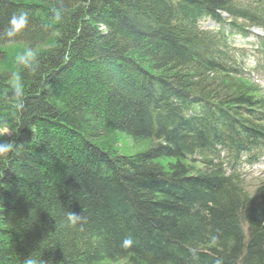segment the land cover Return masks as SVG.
I'll use <instances>...</instances> for the list:
<instances>
[{"label": "trees", "instance_id": "16d2710c", "mask_svg": "<svg viewBox=\"0 0 264 264\" xmlns=\"http://www.w3.org/2000/svg\"><path fill=\"white\" fill-rule=\"evenodd\" d=\"M250 28L264 30V0H0V48L34 53L0 52L15 145L0 264H264V176L254 192L243 179L264 161V41L255 57L235 41ZM120 134L152 145L122 155L105 143ZM221 148L232 161L205 157Z\"/></svg>", "mask_w": 264, "mask_h": 264}, {"label": "clouds", "instance_id": "9594fccd", "mask_svg": "<svg viewBox=\"0 0 264 264\" xmlns=\"http://www.w3.org/2000/svg\"><path fill=\"white\" fill-rule=\"evenodd\" d=\"M27 19H28L27 14L24 12H21L19 15L14 14L10 18L9 21L10 27L6 29V35L11 37L21 32L26 27ZM17 59L20 63L28 65L29 62L34 59V53L31 50H25L23 54L17 56ZM11 84L15 89L17 95L22 94L23 86L19 78L12 80ZM8 134H9V128L6 125L0 123V158H6L9 156L10 153L14 151L15 145L13 143L2 140V138ZM76 219L77 217L75 215L69 214V220H71L73 223H75ZM131 244L132 242L130 239H125L123 242V246L125 248L130 247ZM27 264H32V261L31 260L27 261Z\"/></svg>", "mask_w": 264, "mask_h": 264}, {"label": "rangeland", "instance_id": "374dc122", "mask_svg": "<svg viewBox=\"0 0 264 264\" xmlns=\"http://www.w3.org/2000/svg\"><path fill=\"white\" fill-rule=\"evenodd\" d=\"M242 43H244L246 45L248 44L245 41H242ZM29 49L30 48L28 46H24L22 44L21 45L15 44V45L7 46L4 48H0V52L7 53V54L9 53L12 56L16 57L20 54H23V52L25 50H29ZM5 70H6V67H3L1 64V61H0V72L5 73L4 72ZM7 72H9V70H7ZM10 133L11 132L9 131V134L6 136L11 135ZM6 136H4V137H6ZM105 143H111L113 145L114 149L117 150L118 152H120L122 155H132V154H136L139 152H143V150L148 149L152 145V143L149 141H142V142L136 143L133 140L126 138L122 134L117 135V136L113 137L112 139L105 140ZM249 182L250 183H247L248 189L254 191L256 188V184L252 183V180H250ZM115 264H124V263H115Z\"/></svg>", "mask_w": 264, "mask_h": 264}, {"label": "bare ground", "instance_id": "6f19581e", "mask_svg": "<svg viewBox=\"0 0 264 264\" xmlns=\"http://www.w3.org/2000/svg\"><path fill=\"white\" fill-rule=\"evenodd\" d=\"M223 17L226 19L227 17H228V14L226 13H224L223 14ZM181 20H177V22L176 21H174V20H171V24H173V23H178V22H180ZM207 21L208 22H205L206 24H205V27L207 28V29H212V28H214V27H216V30H218V31H221V30H223V28H225V26H226V24L224 23V22H222V21H218V22H216V24L215 23H212V22H210V18L209 19H207ZM200 28H202V26H200ZM195 36H197V37H199V35H198V33H196V35ZM202 53V51H198L197 52V55H200ZM200 74H198V76H199ZM198 79L199 80H205L206 78H205V76H203V75H200L199 77H198ZM172 79H170V81H167L168 82V85L169 84H171V81ZM193 82H195V80H192ZM195 104H197V103H195ZM221 119V118H220ZM222 120V119H221ZM222 149H224V148H221V149H210V151L209 152H207L206 153V155H205V157H207L208 156V158L207 159H213V157H215V159L216 160H218V163H220V164H224V163H227V161H232L233 160V156L235 155L234 153L232 154V156H230V157H228L227 156V153H226V151L225 150H222ZM244 155V151L243 152H239V156H243ZM256 167V166H255ZM251 168L250 170H251V174H249V173H247V174H245V177H243V179L244 180H247V181H250V180H252V183H256L259 179H257V176L256 177H254V176H252V174L255 172V169L256 168ZM233 171L234 172H236V173H238L240 176H242V175H244V167H237V168H234L233 169ZM193 176H194V174H192ZM248 189V188H247ZM249 190V189H248ZM250 192H254V191H252V190H249ZM243 223V226H245V225H247V223L245 222V221H243L242 222ZM115 263H124V264H131L132 263V261L128 258V259H126V261H114V262H111V261H108V260H104L103 262H98V263H96V264H115Z\"/></svg>", "mask_w": 264, "mask_h": 264}]
</instances>
